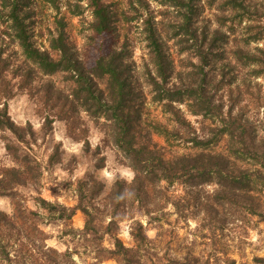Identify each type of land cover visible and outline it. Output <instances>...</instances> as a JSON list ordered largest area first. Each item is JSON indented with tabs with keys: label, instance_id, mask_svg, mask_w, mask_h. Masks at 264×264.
Segmentation results:
<instances>
[{
	"label": "trees",
	"instance_id": "trees-1",
	"mask_svg": "<svg viewBox=\"0 0 264 264\" xmlns=\"http://www.w3.org/2000/svg\"><path fill=\"white\" fill-rule=\"evenodd\" d=\"M149 1L161 2L176 10L178 19L172 26L178 28L175 34L186 32L193 39V43L183 44L180 51L193 48L195 56L200 58V80L192 77L180 84L168 80V53L161 22L149 10ZM199 2L130 0L135 15L122 13L124 24L135 21L141 29L149 56L145 67L151 64L156 72L154 75L151 69L147 70L146 82L153 98L170 113L171 128L153 123V132L163 136L169 144L176 140L191 145L189 151L165 155L156 145L149 146L150 140L147 143L138 140L137 133L142 126L140 106L136 104V87L128 73L132 64L124 54L125 46L101 53L94 67L86 71L65 40L63 25L50 34V50L39 48L31 40L27 20L32 8L47 6L59 12L65 7L69 14L78 17L89 10L92 20L88 28L95 35L105 36L113 33L118 24L110 3L105 0H0V71L7 62L5 41L11 38L24 57L47 75L72 72L78 86L71 94L74 99H70L69 104L65 102V106L70 109L79 106L96 118L103 117L109 123L110 136L134 171L132 182L116 180L109 190L93 185V179L80 182L74 189L76 203L71 206L45 199L37 183L45 166L27 150L35 140V131L30 123L23 126L14 121L7 100L0 93V130L6 140L5 147L16 164L0 171V196L8 197L12 205L10 212L0 208V264H210L194 252L172 254L168 249V221L161 220L157 211L175 202L168 192L175 184L200 190L207 183H215L218 191L215 187V197L222 195L236 202L240 196H246L252 199L251 214L264 219V203L258 196L262 194L259 189L264 187V116L255 121L252 135L246 130L247 122L223 112L224 103L214 94L213 86L209 85L211 78L204 70L211 60L209 49L229 37L221 29L226 21L231 20L229 28L233 29L244 21L243 16L248 11L243 0H207L209 5L220 3L221 17L220 27L206 47V33L199 37L192 28L193 14L200 9ZM246 20L244 31L234 39L236 45H231L232 58L248 66L251 75H264V22L260 17ZM251 42L261 45L251 47ZM181 104L190 114L202 116L199 130L187 118ZM204 119L208 120L207 125ZM43 127L51 128L50 120ZM221 143L226 151L216 150V145ZM49 160L53 163V156ZM197 199L200 197L195 201ZM29 200L36 206L30 207ZM200 200L203 201L196 202L204 211L216 209V200L209 195ZM136 209L146 216V223L134 216ZM78 211L84 215L82 228L72 224ZM124 219H131V245H126L118 235ZM59 222L61 228L57 229ZM50 225L57 234L47 229ZM149 226L157 230L155 237L148 235ZM53 238L65 244V249L51 245L49 241ZM258 262L264 263V258Z\"/></svg>",
	"mask_w": 264,
	"mask_h": 264
},
{
	"label": "rangeland",
	"instance_id": "rangeland-1",
	"mask_svg": "<svg viewBox=\"0 0 264 264\" xmlns=\"http://www.w3.org/2000/svg\"><path fill=\"white\" fill-rule=\"evenodd\" d=\"M105 1L111 4V9L115 10L118 19L113 33L105 36L95 35L88 28V22L92 20L89 10L78 17L69 14L65 7L58 12L44 6L30 10L31 16L27 21L30 23L31 40L39 48L50 50V34L56 33L57 28L63 25L65 40L75 59L86 71L94 67L101 53L125 46L124 54L132 64L128 73L136 87V104L140 106L139 120L143 126L137 133L138 140L141 143L150 140L149 146L156 145L165 155L189 151L190 143L171 140L169 144L163 136L153 132V123H162L171 128L172 121L169 111H165L162 103L153 98L146 82L147 70L151 69L154 75L156 72L151 64L150 67H145L149 56L141 29L135 21L124 24L125 17L122 13H126V16L135 15L134 8L129 4L130 0ZM149 3V10L156 15V20L161 22L160 28L168 53V80L177 84L190 81L192 77L200 80V58L195 56L193 48L180 51L183 44L193 43V39L186 32L175 34L178 28L172 26L178 19L176 10L161 2ZM243 3L248 11L243 16L244 21L234 25L233 29L229 28L231 20L226 21V25L221 29L226 31L229 37L225 42H219L209 49L211 60L204 70L211 78L209 85L213 86L214 94L224 103L223 112L241 118L244 123L247 122L246 130L254 135L257 124L255 121L264 116V75H251L248 66L236 62L232 58L231 45H236L234 39L239 38L244 31L243 27L248 22L246 18L255 20L260 17L264 22V0H243ZM198 5L200 9L193 14L192 28L199 37L206 33L205 46L208 47L209 40L216 35V29L220 27L218 22L221 7L220 3L216 2L209 5L207 0H200ZM181 38L183 40L179 41ZM250 45L254 47L261 43L251 42ZM4 46L7 62L0 71V93L3 99L7 100L9 114L14 121L23 126L30 123L35 131V140L27 150L45 166L37 181L41 187V195L49 201L57 200L71 206L76 203L74 189L82 181L93 179V185L103 186L105 190H109L116 180L132 182L134 171L129 166L124 152L110 136L109 123L103 117H94L82 107L70 109L65 106V102L69 104L68 101L74 99L71 94L78 86L72 72L59 71L47 75L24 57L18 44L11 38L6 39ZM51 54L56 56L55 52ZM157 79L161 81L160 77ZM180 107L199 130L202 127V116L190 114L183 104ZM48 120L51 122V128L43 127ZM204 120L207 125L208 120ZM239 126V131H242V126ZM257 133L261 135L260 132ZM8 134L14 138L11 133ZM2 135L0 130V171L16 165L5 147L6 140ZM216 150L226 151L224 143L217 144ZM52 156L54 160L50 164L49 159ZM215 187L218 192L215 183H207L200 187V190L179 184L168 188L169 194L173 195L172 201L175 202L167 204L157 212L161 220L171 223L168 225L166 222L169 251L172 254L194 252L210 264H264L258 262V259L264 258V219L251 214L249 207L252 199L240 196L235 202L222 195L216 194L215 197ZM259 190L262 194L257 195L264 203V187ZM206 195L216 200V209L204 211L201 204L196 202L203 201L200 199ZM197 197L200 199L195 201ZM28 205L32 208L36 206L33 200H29ZM0 208L8 212L12 210L8 197L0 196ZM134 216L146 223V216L141 210H134ZM59 223L57 229L61 228V222ZM130 223L131 219L120 222L118 235L126 245L132 243ZM72 224L77 228L84 226V215L81 211L73 217ZM47 229L58 233L54 226L50 225ZM147 233L150 237H155L157 230L149 226ZM49 243L60 249L66 247L54 238L50 239Z\"/></svg>",
	"mask_w": 264,
	"mask_h": 264
}]
</instances>
